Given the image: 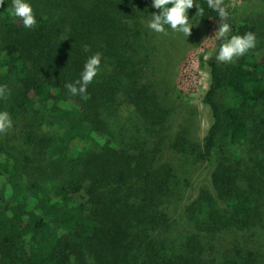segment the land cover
<instances>
[{"label": "trees", "instance_id": "obj_1", "mask_svg": "<svg viewBox=\"0 0 264 264\" xmlns=\"http://www.w3.org/2000/svg\"><path fill=\"white\" fill-rule=\"evenodd\" d=\"M196 2L203 20L220 19L207 0ZM44 3L34 29L14 15L12 0L0 7V69L16 75L19 107L40 113L48 128L27 124L39 156L31 165L43 169L46 159L43 174L0 154V264H264V208L251 203L264 197V123L250 119L264 107V25L229 7V38L253 32L256 46L222 64L219 38L214 53L200 56L210 123L198 142L171 131L174 110L147 79L154 47L144 19L159 11L153 0ZM96 52L101 70L89 99L72 96L64 85ZM248 146L257 156L243 169ZM191 186L185 228L174 237L170 210Z\"/></svg>", "mask_w": 264, "mask_h": 264}, {"label": "rangeland", "instance_id": "obj_2", "mask_svg": "<svg viewBox=\"0 0 264 264\" xmlns=\"http://www.w3.org/2000/svg\"><path fill=\"white\" fill-rule=\"evenodd\" d=\"M25 2L32 6L34 12L37 9L43 10L45 5V0H25ZM225 3L235 5L230 8L238 19L249 16L259 20L264 25V0H225ZM197 12L196 7L188 10V16L192 24L189 37L174 32L167 26V35L154 32L148 27V23L152 18L150 16L145 17L144 24L148 27L154 47V61L147 70L149 75L147 79L155 82L157 87L167 95V100L174 110L170 129L173 132L185 129L191 138L202 142L210 123V113L202 101L209 84V73L206 67L201 66L200 56L205 55V57H208L218 47L219 38L215 35V32L218 30L221 21L218 18L205 21L200 15H197ZM4 33L0 21V45ZM258 42L264 43V28H262ZM0 85H7V88L10 89L8 98L0 99V112H9L13 120V127L6 134H0V154L11 156L22 163H28L32 171L35 170V173L43 174L47 160L41 159L43 160V169L36 168V164L32 166V162L37 160L39 156H37L34 148L27 143L28 131L31 129L27 124L31 123L35 127L43 123L40 113L36 115L19 107L16 101L19 87L16 75L0 69ZM218 98L219 101L224 102V93H220ZM250 119L252 123L259 120L264 123V107L258 108L256 112L250 115ZM42 125L47 131V126H44V123ZM247 149L251 150V147L248 146ZM225 153L226 148L223 145L220 146L218 155L224 156ZM244 153L243 169H247L250 165L253 166L251 160L257 154L248 150ZM68 167V165H65V168ZM178 169L189 178L192 170L193 177L196 172V168L192 167V164L183 163V161L179 164ZM50 170H47V172ZM195 193L196 189L191 186V188L181 191V194H177L175 197L172 210H170L172 218L176 220V230L172 231L174 237L177 236L178 231L185 228L186 220L183 215V204L192 198ZM251 203L254 207L264 208V197L263 199L254 197ZM189 229L191 230L190 227ZM222 241H217L216 245L220 247L222 245L221 248H224L227 243H220Z\"/></svg>", "mask_w": 264, "mask_h": 264}, {"label": "clouds", "instance_id": "obj_3", "mask_svg": "<svg viewBox=\"0 0 264 264\" xmlns=\"http://www.w3.org/2000/svg\"><path fill=\"white\" fill-rule=\"evenodd\" d=\"M4 2L5 0H0V7H3ZM152 6L159 11L152 14L148 27L154 32L164 35L168 34L167 27H170L172 31L189 37L192 24L190 23L188 10L196 7L198 9L197 15L203 13V9L196 0H153ZM207 6L218 13L221 21L218 30L215 32V35L223 41L216 55L217 61L222 63L234 62L256 46L257 38L253 32L244 35H231L229 38L232 25L227 22L230 18L227 9L234 7V4H227L225 0H207ZM12 10L14 15L22 20L25 28L34 29L37 26L34 10L25 0H12ZM90 50V46H83V51L89 52ZM101 63L102 53L96 52L86 60L80 79H77L74 83H66L64 87L72 96L79 95L83 100L89 99L88 86L99 74ZM8 95H10V89L7 88V85H0V99H7ZM12 127L13 120L9 112H0V134H6Z\"/></svg>", "mask_w": 264, "mask_h": 264}]
</instances>
